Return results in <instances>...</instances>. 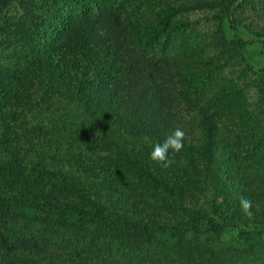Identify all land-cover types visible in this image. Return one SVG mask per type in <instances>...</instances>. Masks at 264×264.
<instances>
[{"label":"trees","instance_id":"obj_1","mask_svg":"<svg viewBox=\"0 0 264 264\" xmlns=\"http://www.w3.org/2000/svg\"><path fill=\"white\" fill-rule=\"evenodd\" d=\"M0 264H264V0H0Z\"/></svg>","mask_w":264,"mask_h":264},{"label":"rangeland","instance_id":"obj_2","mask_svg":"<svg viewBox=\"0 0 264 264\" xmlns=\"http://www.w3.org/2000/svg\"><path fill=\"white\" fill-rule=\"evenodd\" d=\"M75 9L77 11V8H75ZM208 16H210V14H208L207 12L206 13L201 12L200 15H198L196 17V19L197 18H200L199 19L200 20L199 21L200 22V25L203 24V26H204L205 24L208 23V20L205 18V17H208ZM238 17H240V19H243L241 14H238ZM186 33H188V35H190L191 34V31L189 30ZM230 35H231L230 37H234L235 36V33L232 32V33H230ZM242 36H244L246 39H253V37L250 34H246V35L245 34H242ZM230 74H231L230 71H226L225 72V76H230ZM234 78L235 79H238L239 78L238 80H246L244 82V84H243L246 87V89H244L245 94H247L250 97V100L251 101H254L255 99L253 98V96L256 97V95H255L257 93V92L255 93L256 88L255 89H250L249 87H250V83H252V82L254 83L255 82V78H256L255 77V74L252 73V72H248V73H246L244 75L242 74V76H241L240 73H236L234 75ZM247 95H246V97H247ZM258 111L261 112V110H258ZM260 112H259V114H260ZM67 117H71L70 119H72V120L79 119V117L77 116V114L75 113V111H74V113L70 112V105L67 104L66 102H62V103L58 104L55 109L53 108V109H51L49 111L45 110V113H42L41 115H36L32 119L31 123L34 124V125H47V126H51V125L57 123L58 126H63V124L67 122V120H65V119H67ZM237 121L238 122L236 123L235 128L238 130V132H240L239 134H242L243 132H244V134L245 133H248L247 132V128L252 123H250L249 125L248 124L246 125L245 124L246 121L245 122H243L241 120H237ZM248 123H249V120H248ZM120 141H121V144L128 143L130 146H133L135 144V142L132 139H129L127 137L126 138L125 137H122V139ZM232 237H233V234H229L228 233L224 237L217 238V240L223 241V243L224 242L227 243V241H229L230 239H232ZM192 239H195V237H190L189 240H192ZM219 242L217 243V245H219Z\"/></svg>","mask_w":264,"mask_h":264},{"label":"clouds","instance_id":"obj_3","mask_svg":"<svg viewBox=\"0 0 264 264\" xmlns=\"http://www.w3.org/2000/svg\"><path fill=\"white\" fill-rule=\"evenodd\" d=\"M184 137L185 133L180 129H176L172 135L168 136L164 140L163 143H158L153 147L150 153L151 161L167 167L169 163V152L171 151L172 153H179L184 147ZM240 207L245 214H251V201L247 199H241Z\"/></svg>","mask_w":264,"mask_h":264}]
</instances>
